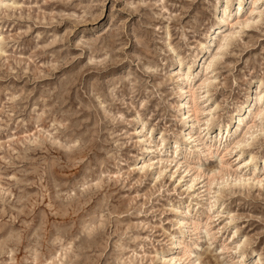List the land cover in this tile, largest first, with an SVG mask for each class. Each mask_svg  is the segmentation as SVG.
Segmentation results:
<instances>
[{
    "label": "rangeland",
    "instance_id": "rangeland-1",
    "mask_svg": "<svg viewBox=\"0 0 264 264\" xmlns=\"http://www.w3.org/2000/svg\"><path fill=\"white\" fill-rule=\"evenodd\" d=\"M236 1L0 0V264H264V0Z\"/></svg>",
    "mask_w": 264,
    "mask_h": 264
},
{
    "label": "bare ground",
    "instance_id": "bare-ground-1",
    "mask_svg": "<svg viewBox=\"0 0 264 264\" xmlns=\"http://www.w3.org/2000/svg\"><path fill=\"white\" fill-rule=\"evenodd\" d=\"M250 0H237L236 1V6H235V9H234V17L236 18V19H238L239 17L241 18V16L243 15V12H244V6H245V4L247 3V2H249ZM252 1V4H253V6H254V9L255 8H257V6L260 4V3H262V1L263 0H251ZM223 4H226L225 5V7H222V9L220 10V11H222V16L220 15L219 16V20H220V22H218V23H220V24H225L226 23V17L227 16H229L230 17V15H231V9H232V2H231V0H226V2L225 3H223ZM254 9H253V11L252 12H254ZM228 21V20H227ZM247 21V20H246ZM243 22V23H241V22H238L237 24L240 26V27H246L247 26V22ZM219 25V24H218ZM214 32V31H213ZM210 36V35H209ZM211 37L212 36H210V39H211ZM2 38H1V36H0V45H1V40ZM230 38H224L223 40H221L222 42H221V44H219L218 46H217V48H218V50L217 51H221L222 49H223V47L225 46V44L228 42V40H229ZM219 55L217 54V55H214V58H213V61H215L216 59H217V57H218ZM202 60V59H201ZM211 62L210 64H208V66L206 67V71H210V70H212V63H214V62ZM189 69V73L192 71V66L191 67H189L188 68ZM206 82V81H205ZM188 84H189V81L187 82ZM187 84V85H188ZM259 85V84H258ZM261 85H263V84H261ZM259 87V86H258ZM260 89V88H259ZM192 94V97H191V99H192V102L194 103V104H196V95L194 94V93H191ZM257 96L255 97V98H253V100L252 101H258V102H262L263 100H264V93H263V91H261V92H259V94H256ZM252 103V102H251ZM251 105L252 104H248L245 108H244V112L243 113H239L238 115H237V117H235V120H236V122H235V128H236V131H239L240 130V126H238L237 127V125H239V122H240V117H244L245 115H246V113L248 112H250V107H251ZM241 109V108H240ZM241 111V110H240ZM252 111V110H251ZM234 114V113H233ZM263 116H264V110H263V108L262 107H258L257 109H256V112L254 113V118H255V120L256 121H259V120H262L263 119ZM211 123V121L210 120H208L207 121V126H208V124H210ZM226 127H231V125H227ZM223 129V128H222ZM222 129L220 130V134L222 133ZM207 130H209V127L207 128ZM229 134V130H228V133H227V135ZM225 138V132L223 131V134H222V139H224ZM190 139H192V137L191 138H189V140ZM236 146L237 145H241V142L240 141H237L236 143H234ZM209 157H212V153H210L209 154ZM255 158V156L253 155V157H252V159H254ZM143 170V169H142ZM259 182H262V181H259ZM177 245V244H176ZM174 246L175 248H178V246ZM260 262V261H259ZM192 264H198V260H196V261H194Z\"/></svg>",
    "mask_w": 264,
    "mask_h": 264
}]
</instances>
